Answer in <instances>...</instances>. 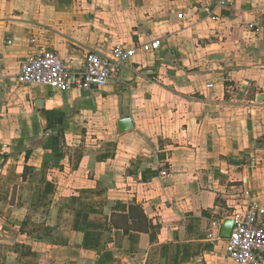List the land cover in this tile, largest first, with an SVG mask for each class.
Listing matches in <instances>:
<instances>
[{
  "label": "crops",
  "instance_id": "crops-1",
  "mask_svg": "<svg viewBox=\"0 0 264 264\" xmlns=\"http://www.w3.org/2000/svg\"><path fill=\"white\" fill-rule=\"evenodd\" d=\"M151 41L121 84L15 81L38 50L81 74ZM0 72V264H239L221 232L264 205V0H0Z\"/></svg>",
  "mask_w": 264,
  "mask_h": 264
},
{
  "label": "built area",
  "instance_id": "built-area-1",
  "mask_svg": "<svg viewBox=\"0 0 264 264\" xmlns=\"http://www.w3.org/2000/svg\"><path fill=\"white\" fill-rule=\"evenodd\" d=\"M221 6L225 2H220ZM180 18H182L180 16ZM212 20H217L212 17ZM253 29L254 25H250ZM158 41L139 44L127 48L115 45L107 54L89 53L85 69L81 74L73 72L54 52L38 50L23 60L15 76L20 86L41 85L53 91L91 90L102 88L109 82L122 83L123 69L141 50L145 53L159 49ZM4 87V77L0 72V89ZM221 222H212L207 232L211 241L220 240ZM226 256L239 264H264V205L259 202L249 204L247 210L235 216L231 236L226 239Z\"/></svg>",
  "mask_w": 264,
  "mask_h": 264
},
{
  "label": "water",
  "instance_id": "water-1",
  "mask_svg": "<svg viewBox=\"0 0 264 264\" xmlns=\"http://www.w3.org/2000/svg\"><path fill=\"white\" fill-rule=\"evenodd\" d=\"M59 122H61V119L59 120ZM131 120L130 119H125L123 121L120 122V129L121 131H125L127 129H131ZM234 226V221L232 220H228L224 223L223 229H222V237L224 239H228L231 236V232Z\"/></svg>",
  "mask_w": 264,
  "mask_h": 264
}]
</instances>
